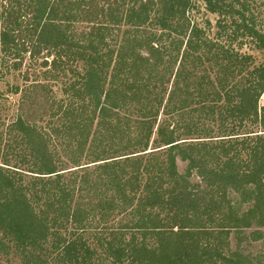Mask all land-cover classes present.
<instances>
[{
    "label": "trees",
    "instance_id": "trees-1",
    "mask_svg": "<svg viewBox=\"0 0 264 264\" xmlns=\"http://www.w3.org/2000/svg\"><path fill=\"white\" fill-rule=\"evenodd\" d=\"M19 1L0 31V257L254 264L230 245L254 221L264 241V0H206L214 38L193 0ZM49 47L80 81L9 84Z\"/></svg>",
    "mask_w": 264,
    "mask_h": 264
},
{
    "label": "rangeland",
    "instance_id": "rangeland-1",
    "mask_svg": "<svg viewBox=\"0 0 264 264\" xmlns=\"http://www.w3.org/2000/svg\"><path fill=\"white\" fill-rule=\"evenodd\" d=\"M10 1L14 2L15 4H13L15 7H18V3L21 5H24L25 3H21L19 0H0V31H1V27L3 28L4 25H7V18H9V13L10 11H12V8H8ZM100 1V0H99ZM53 1L51 0L50 3H52ZM90 0H78V3L76 1H74L73 3H71V7L74 9H78L80 7L83 6H88L90 3ZM193 2L196 4V10L191 12V17L193 19V21H196V23H198V25L200 27L205 28L206 22H210L211 23V30L209 33V36L211 38H214L218 32L217 29L215 28V25L217 24V21L220 19V17L218 15H214V14H210L207 9H206V0H193ZM37 10L36 11H40L43 8H46L47 6L50 8L49 3L45 4V1L42 0L37 2ZM100 4H104L102 2H99ZM127 3H130V0H127ZM130 5V4H129ZM65 8H61L60 11L61 13H63V11H65ZM70 10V9H68ZM71 11V10H70ZM49 12V11H48ZM67 12V11H65ZM72 12H78V11H73ZM62 15L59 14L58 18H56V21H60V19H62ZM97 20V19H96ZM99 21V20H98ZM228 22V20H227ZM5 23V24H4ZM81 25H78L77 28H80ZM58 35V34H57ZM56 37V36H55ZM1 42V40H0ZM2 44L0 43V57H1V50H2ZM51 53H54L52 48L49 47L48 50H44L43 53L41 54V56L36 59L35 61H32L29 59L28 54H20V55H24L23 58V64L16 68L13 69L11 67V69L7 72H10L6 75V80L9 81L10 85H17V86H21L24 87L25 85H28L29 83H45V84H50L51 86H54L55 90L57 91H61V89L63 88V85L68 84L71 85V83H76V81H80L77 77L73 76L71 73L69 72H62L59 73L58 75L52 73L50 71L51 68V63H52V59L53 56H49L51 55ZM49 60H47V59ZM114 59H116L114 57ZM47 60L48 61V68H44L42 63L43 61ZM14 60H12L11 63H13ZM1 62V60H0ZM12 65V64H11ZM1 68V67H0ZM1 71V69H0ZM110 71V70H109ZM2 76V72L1 75ZM57 76V78H56ZM25 80H29V82H26ZM4 89H7L6 87ZM61 94V93H60ZM10 101H12V103L14 104V107H12L8 113H6L7 118L8 117H15L17 112H18V103L21 102V96H12L9 95ZM138 109V107L136 108V110ZM163 114V111L161 110V112ZM10 115V116H8ZM11 120H13L11 118ZM43 126H46L45 124H42ZM0 135H10L7 132L4 131V133H0ZM12 135V134H11ZM16 135H18L16 133ZM1 142V141H0ZM3 145V144H2ZM2 145H1V149H2ZM5 148L2 149V151L4 152ZM2 157V156H1ZM178 168L181 172H185L187 166L185 163H182L181 161L178 162ZM193 181L197 182V183H201L202 182V187L205 189L204 187V182L203 179L201 178H194ZM231 202L233 203L234 206H236L238 209H240L241 212L243 213H247L249 211H251V209L254 206V203L251 200V196L248 195L245 192H242L240 194L238 193H234L231 194ZM254 221V220H253ZM257 228L256 223L254 221V224L252 226L251 229H247L245 230V232H242L241 235H236L235 233H233L231 235V245H230V254L231 252L234 253L235 251L240 250L242 255L249 257L250 259H253V263L254 264H264V241H260V242H254L252 241V237L250 236L251 233ZM264 231V230H263ZM244 233V234H243ZM229 254V253H228ZM227 254V255H228ZM229 254V255H230ZM0 264H20L19 261H11L6 262L5 258L0 257ZM222 264V263H219Z\"/></svg>",
    "mask_w": 264,
    "mask_h": 264
}]
</instances>
